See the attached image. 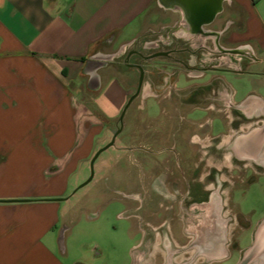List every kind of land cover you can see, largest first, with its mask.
Segmentation results:
<instances>
[{
	"label": "crops",
	"instance_id": "obj_1",
	"mask_svg": "<svg viewBox=\"0 0 264 264\" xmlns=\"http://www.w3.org/2000/svg\"><path fill=\"white\" fill-rule=\"evenodd\" d=\"M190 19L175 0H0V264L108 262V241L90 246L92 263L70 255L67 234L82 206L74 199L78 190L69 193L96 151L112 139L134 93L139 71L126 67L124 80L119 58L135 44L145 54L180 46L188 60L189 51L217 41L241 51L232 58L242 71L203 76L172 68L158 76L152 65H162L164 59L157 58L145 65L144 95L156 92L161 78L171 76L177 84L186 80L179 89L195 102L206 92L205 84L220 77L225 81L222 93L233 97L241 113L264 112V0H225L204 32L195 31ZM227 75L249 81L251 87L236 89ZM147 99L142 112L131 116L152 120L148 131L156 140L158 115L148 111ZM189 103L183 108L192 111ZM225 124L226 132L205 131L210 138L221 136L238 157L264 164V126ZM191 126L190 136L197 137L202 130L196 121ZM129 134L119 143L117 136L112 148H126ZM250 143L258 147L253 154L246 151ZM108 229L103 226L109 237ZM150 247L140 256L143 264L154 262L162 240L151 241Z\"/></svg>",
	"mask_w": 264,
	"mask_h": 264
},
{
	"label": "flooded vegetation",
	"instance_id": "obj_2",
	"mask_svg": "<svg viewBox=\"0 0 264 264\" xmlns=\"http://www.w3.org/2000/svg\"><path fill=\"white\" fill-rule=\"evenodd\" d=\"M179 47L157 50L155 53L164 51L169 54L150 58L155 53L145 54L135 44L126 52L123 61L126 67H135L139 71L134 93L140 82V69L137 66L142 65L145 70L141 90L133 102L138 98L152 97L161 104L156 140L129 142L126 147L129 152L144 155L145 180L151 195L165 212L161 220L155 225L152 224L157 236L155 239L162 240V250L157 254L165 257V264H198L195 261L205 257L212 260L208 264H220L232 260L235 255L236 260L229 264H257L260 256L253 258L248 251L256 242L258 244L261 242L264 248V218L253 224L244 214L236 211L233 216L232 212L235 211V192L245 193L246 189L259 179L264 181V164L256 163L251 156L238 157L237 149L222 143L221 136L210 138L207 132L212 127L210 121H196L198 128L204 130L202 129L197 137L187 139L184 142L187 146L183 150L177 149L178 142L173 139L167 140L166 137L168 130L172 137L177 131L195 122L189 121L183 115L191 112L183 108L189 102L192 110L212 112L223 116L225 121L230 120L236 126L241 123H253L252 126L258 123L264 126V112L260 115L241 113V108L233 97L227 98L222 93L225 81L220 77L205 84L206 92L195 102L193 98H188V93L179 89L171 76L161 78L157 91L145 96L143 92L147 76L145 65L155 62L157 58L164 59L162 65H152L158 76L170 74V68L175 73L179 69H185L199 73V76L211 71L243 70V67L232 58V55L241 51L234 52L235 49L224 48L218 41L189 51V60L183 58L186 49ZM178 120L182 121L180 125ZM262 146L264 148V140ZM257 148L255 143H250L246 151L253 154ZM227 153H230L228 156L230 165L224 162ZM255 169H258V172H254ZM238 184H245L247 187L237 190L235 187ZM168 224L171 231L164 228ZM175 226L179 227V235L174 232ZM231 227L233 230L230 231ZM242 233H245L244 237H247L248 233L251 234V244L248 246L244 247L239 240ZM150 238L148 234L145 235L146 240ZM168 241L171 245L166 248Z\"/></svg>",
	"mask_w": 264,
	"mask_h": 264
},
{
	"label": "rangeland",
	"instance_id": "obj_3",
	"mask_svg": "<svg viewBox=\"0 0 264 264\" xmlns=\"http://www.w3.org/2000/svg\"><path fill=\"white\" fill-rule=\"evenodd\" d=\"M124 57L125 54L119 60L121 62L120 74L125 80L127 78L124 76L126 71V66L123 64ZM227 79L236 89H240L243 86L246 88L251 87V82L249 81H236L230 76ZM184 84H186V80L182 79L178 83V86L181 87ZM136 87L137 78L133 80L134 90ZM145 104L151 114L159 115L161 104L155 98H148ZM143 106L144 100L139 98L130 105L123 119L125 127L118 135L116 143L121 142L129 131V140H127L128 142L126 144L151 139L153 133L148 130L149 126L153 123L151 122L152 120L150 121L147 118L148 120L146 122H140V116L138 114L131 116L133 111L140 112ZM183 115L185 118L197 122L209 121L212 118V131H210L214 134L227 131L223 116L199 109L192 110ZM178 123L180 125L182 121L178 120ZM130 124L133 127L130 128ZM155 127L157 129V126ZM193 129L191 125L185 126L184 129L177 131L172 137L170 136V130H168L166 139H173L178 142L177 149L179 151L183 150L187 146L184 142L191 138L190 134ZM202 129L204 130V128L199 130ZM144 161H146L144 155L142 156L138 152H129L126 148L115 150L111 147L100 154L96 161L97 164L95 163V176L93 180L79 188L76 196H74L76 203L82 206V209L76 213V224L73 230L67 234V245L72 257L75 255L81 256L83 260H88L89 263H92L93 254L89 251L90 246L95 242L104 246L108 241V262L101 264H143V259L140 256L144 252L148 254L151 248V241L157 237L153 231L152 224L155 225L161 220L165 213L159 207L155 197L151 195L150 188L143 174L144 167L146 166ZM90 174L91 167L89 161L83 170L82 181L79 185L86 181L90 177ZM246 187L247 185L245 184H238L235 188L242 190ZM241 192H235V211L232 212L233 216L237 211L247 216L253 224L262 220L264 218V181L259 179L251 187L247 188L245 193ZM89 216L94 220H90L88 218ZM104 225H107L109 228V237L104 234ZM164 228L171 231L170 224ZM231 230H233V227L230 228ZM174 232L179 235V227L175 226ZM146 234L151 238L146 240ZM244 234H241L239 240L245 247L251 244V234L248 233L246 235L247 237H244ZM170 245L168 241L165 247L167 248ZM163 250L165 251V248ZM260 257H264V254ZM236 258L237 255L232 260L223 261L220 264L233 263ZM180 261L181 259H179ZM209 261L212 260L202 258L201 260L195 261V263L208 264ZM165 263L166 259L161 254H157L154 257V262H152V264Z\"/></svg>",
	"mask_w": 264,
	"mask_h": 264
},
{
	"label": "water",
	"instance_id": "obj_4",
	"mask_svg": "<svg viewBox=\"0 0 264 264\" xmlns=\"http://www.w3.org/2000/svg\"><path fill=\"white\" fill-rule=\"evenodd\" d=\"M179 5H181L189 14L190 21L192 22L195 31L197 32H204L203 27L212 23L216 16L223 11L224 9V2L225 0H175ZM237 50H234L236 52ZM169 52H158L150 56V58H154L161 55H167ZM140 69V82L137 91L128 99L126 105L124 106L121 115L119 117V128L114 133L112 139L103 147L99 148L96 153L93 155L90 161V167H91V174L90 177L81 183L74 192H76L79 188L83 187L84 185L88 184L90 181L93 180L95 176V162L100 156V154L109 149L110 147L114 146L116 137L118 134L122 131L124 123L123 119L126 114L127 109L133 102V100L136 98V96L139 94L141 90L142 81L144 78V67L142 65L137 66ZM264 253V248L261 246V242L258 244L257 242L253 244L248 251V254L253 255V258L261 256V254Z\"/></svg>",
	"mask_w": 264,
	"mask_h": 264
},
{
	"label": "bare ground",
	"instance_id": "obj_5",
	"mask_svg": "<svg viewBox=\"0 0 264 264\" xmlns=\"http://www.w3.org/2000/svg\"><path fill=\"white\" fill-rule=\"evenodd\" d=\"M262 259H264V257H259V258H258V260H259V261H258V263H257V264H263V263H264V261H262Z\"/></svg>",
	"mask_w": 264,
	"mask_h": 264
}]
</instances>
